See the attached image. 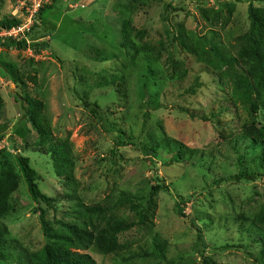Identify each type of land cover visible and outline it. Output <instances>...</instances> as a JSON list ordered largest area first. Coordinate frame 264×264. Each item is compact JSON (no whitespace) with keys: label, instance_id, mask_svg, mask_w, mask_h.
<instances>
[{"label":"rangeland","instance_id":"obj_1","mask_svg":"<svg viewBox=\"0 0 264 264\" xmlns=\"http://www.w3.org/2000/svg\"><path fill=\"white\" fill-rule=\"evenodd\" d=\"M251 6L264 17V0H53L41 15L0 0V23L30 28L21 49L0 27V174L18 176L0 264H27L68 227L88 228L82 204L108 206L95 222L129 226L118 252L83 251L99 264H264L241 219L264 205V176L242 177L264 150ZM20 156L54 205L32 198Z\"/></svg>","mask_w":264,"mask_h":264},{"label":"trees","instance_id":"obj_2","mask_svg":"<svg viewBox=\"0 0 264 264\" xmlns=\"http://www.w3.org/2000/svg\"><path fill=\"white\" fill-rule=\"evenodd\" d=\"M45 7L39 12L41 15ZM252 15L251 29L246 35L248 39L247 44L254 51L255 56L259 59L260 73L264 76V36L262 33L264 17L261 12L253 6L250 9ZM19 21L15 18L5 19L0 23V27L11 28L14 25H18ZM12 46L19 47L21 49L27 47L25 41H15L12 42ZM217 56L222 60H227L226 56L218 49L216 51ZM261 76L258 78V83H260ZM249 87V86H248ZM259 87L260 86H254ZM250 88V87H249ZM17 100L18 98L15 97ZM250 97L248 102L250 103ZM86 101V100H85ZM31 107L40 109L42 108V103L36 100L29 101ZM92 104V103H91ZM94 105L99 108L97 103ZM251 106L254 111H257L260 106L258 100H252ZM96 112V109L94 110ZM254 125V122H253ZM104 128L108 131H114L115 127L113 124L105 120ZM260 136H264V128H256L252 126ZM131 141V138H127L123 131L118 133V142L125 143ZM0 150V155L2 154ZM56 155V152H53ZM62 155H67V153L62 152ZM26 182L28 184V190L32 198L38 203L43 202L45 204L54 205L56 198L51 197L41 190L38 183L37 171L32 167L30 158L27 156H20L19 158ZM240 162V158H239ZM254 162L256 164V169L250 174H242V177L249 180H255L259 177L264 176V150L255 156ZM238 178L240 176H237ZM165 187V186H164ZM18 188V176L14 171L13 167L9 166L3 170L0 174V221L4 218L9 210V196L15 192ZM160 186L156 185L153 187L154 193L159 190ZM83 214L85 217H90L91 222L88 228H79L78 226L68 227V232L61 233L57 235L56 247L49 244L45 248L30 254L29 261L27 264H99L89 253H84L83 251L95 247L98 251L103 254H112L118 252L122 248L120 244L117 233L128 229V224L122 220L120 217L111 216L109 219H102L97 222L93 220V216H100L107 210V205L93 204L84 205ZM40 216L46 232V235H50V228L48 221L46 219V211L43 207H40ZM243 224H247L246 229L255 235L251 239L264 246V205L259 210L254 217L241 218ZM3 238V233L0 230V240ZM1 253V248H0ZM204 264H213L208 259L204 260Z\"/></svg>","mask_w":264,"mask_h":264},{"label":"built area","instance_id":"obj_3","mask_svg":"<svg viewBox=\"0 0 264 264\" xmlns=\"http://www.w3.org/2000/svg\"><path fill=\"white\" fill-rule=\"evenodd\" d=\"M30 4L33 15L38 14L40 10L51 4L53 0H27ZM6 37L15 39L18 41H25L28 39L27 31L30 30L29 26H19L14 25L11 28H3L2 29Z\"/></svg>","mask_w":264,"mask_h":264}]
</instances>
